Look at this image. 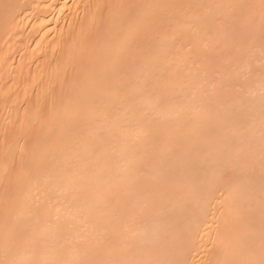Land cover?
<instances>
[{"label": "bare ground", "instance_id": "6f19581e", "mask_svg": "<svg viewBox=\"0 0 264 264\" xmlns=\"http://www.w3.org/2000/svg\"><path fill=\"white\" fill-rule=\"evenodd\" d=\"M0 264H264V0H0Z\"/></svg>", "mask_w": 264, "mask_h": 264}]
</instances>
